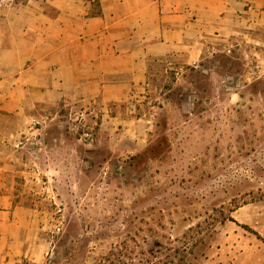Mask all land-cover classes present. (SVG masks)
Listing matches in <instances>:
<instances>
[{"label": "crops", "instance_id": "crops-1", "mask_svg": "<svg viewBox=\"0 0 264 264\" xmlns=\"http://www.w3.org/2000/svg\"><path fill=\"white\" fill-rule=\"evenodd\" d=\"M263 37L264 0H24L0 8V264L39 262L48 250L53 215L24 195L23 180L35 174L16 147L35 123L50 180L58 171L45 156L74 150L83 123L113 169L111 161L144 153L167 132L177 84L184 103H200L184 69L217 56L224 42Z\"/></svg>", "mask_w": 264, "mask_h": 264}, {"label": "rangeland", "instance_id": "rangeland-1", "mask_svg": "<svg viewBox=\"0 0 264 264\" xmlns=\"http://www.w3.org/2000/svg\"><path fill=\"white\" fill-rule=\"evenodd\" d=\"M221 49L184 69L200 103H184L177 84L174 118L144 153L105 169L84 123L74 150L45 156L55 180L42 171L43 150L23 153L35 174L24 195L54 224L41 261L20 264H264V42Z\"/></svg>", "mask_w": 264, "mask_h": 264}, {"label": "built area", "instance_id": "built-area-1", "mask_svg": "<svg viewBox=\"0 0 264 264\" xmlns=\"http://www.w3.org/2000/svg\"><path fill=\"white\" fill-rule=\"evenodd\" d=\"M36 125H33L32 128L29 129V131L24 134L16 144V147L20 150H25L31 155H37L38 152H40L43 141L41 139V136L39 133H37V127L39 124L35 123ZM83 136L85 139L89 141H94V134L92 131L87 130L84 131Z\"/></svg>", "mask_w": 264, "mask_h": 264}]
</instances>
